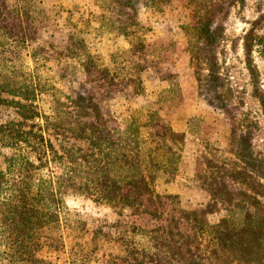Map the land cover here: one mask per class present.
Here are the masks:
<instances>
[{
  "label": "trees",
  "instance_id": "trees-1",
  "mask_svg": "<svg viewBox=\"0 0 264 264\" xmlns=\"http://www.w3.org/2000/svg\"><path fill=\"white\" fill-rule=\"evenodd\" d=\"M170 1L142 3L159 12ZM187 1L197 15L184 29L191 61L206 70L215 91L221 17L245 0ZM26 4L0 0V146L10 150L0 168V264H58L65 248L59 227L64 219L76 229L78 221L65 212L78 195L118 215L112 226L121 252L100 264H264V152L253 142L257 123L237 119L224 144L201 138L202 167L194 181L208 197L183 207L178 194L157 189L175 178L185 137L163 119L162 98L155 108L134 107L121 127L110 125L92 95L62 98L48 90L42 78L47 55L32 45L33 32L18 28L22 14L31 16ZM260 37L254 26L245 36L244 62L253 81L250 57ZM23 55L32 67L19 61ZM258 96L264 113V95ZM67 264L90 263L71 247Z\"/></svg>",
  "mask_w": 264,
  "mask_h": 264
},
{
  "label": "rangeland",
  "instance_id": "rangeland-1",
  "mask_svg": "<svg viewBox=\"0 0 264 264\" xmlns=\"http://www.w3.org/2000/svg\"><path fill=\"white\" fill-rule=\"evenodd\" d=\"M25 1L31 16L24 19L22 14L18 28L33 32L32 45L47 55L42 78L48 90L62 98L75 92L92 95L110 125L121 127L128 124L134 107L155 108L162 98L158 108L163 119L185 137L175 178L157 189L178 194L183 207L200 206L208 197L194 181L202 167L201 138L215 137L224 144L226 129L248 118L259 127L254 146L264 152V113L258 96L264 95V0H245L243 6L231 7L225 18L220 16V85L215 91L205 80L206 70H197L191 61L184 29L195 24L197 15L187 0H171L159 12L146 9L142 0H7L12 5ZM253 26L261 36L250 57L255 81L244 62L245 36ZM19 61L33 65L28 55ZM135 85L142 87L141 93ZM220 102L226 108L218 107ZM9 153L0 146V168ZM65 215L78 223L74 229L61 221L65 248L58 264H67L71 247L81 249L90 264L121 252L112 226L118 215L109 206L78 195L69 200Z\"/></svg>",
  "mask_w": 264,
  "mask_h": 264
}]
</instances>
